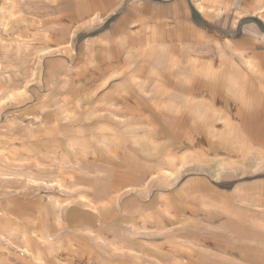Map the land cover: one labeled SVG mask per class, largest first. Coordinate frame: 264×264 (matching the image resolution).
I'll return each instance as SVG.
<instances>
[{"label": "crops", "instance_id": "obj_1", "mask_svg": "<svg viewBox=\"0 0 264 264\" xmlns=\"http://www.w3.org/2000/svg\"><path fill=\"white\" fill-rule=\"evenodd\" d=\"M0 218L15 264H264V0H0Z\"/></svg>", "mask_w": 264, "mask_h": 264}, {"label": "rangeland", "instance_id": "obj_2", "mask_svg": "<svg viewBox=\"0 0 264 264\" xmlns=\"http://www.w3.org/2000/svg\"><path fill=\"white\" fill-rule=\"evenodd\" d=\"M65 41V40H62ZM187 123V122H185ZM181 143L183 146L190 144H193L195 141V143L200 144V137L197 136L195 138H191V140L189 141L187 137H182L180 138ZM173 138H166L165 139V143L166 144H172ZM116 152H112L110 154H106L104 152H100L97 153L95 155V160L97 161H110V162H114V161H119L120 159V149H116ZM200 154V153H199ZM53 157L54 153L52 154ZM104 166H108V165H104ZM102 167V168H101ZM94 167V168H89L87 169V171L89 172L86 173L85 172V176L82 179L85 182V187H86V193L89 194L92 198L94 197V194L97 192V195H102L104 194L105 191H107L108 189H110V186H113L115 183L113 181H111V175L112 173L110 172H114L115 170H111L109 168L106 167ZM117 178H118V183H122L123 180L119 179V176H121L119 173V171H121V169L117 168ZM152 170L150 169H139L134 170V178L137 177H141L146 175L148 172H150ZM204 170L198 168L197 170H183L181 172L182 175H189V174H203ZM169 175L171 176V174L169 173ZM218 175H219V171H218ZM218 175H216V172L214 173L215 177H218ZM72 179L75 180V178H72L69 176V180H68V186H70V184H72L74 181H72ZM120 180V181H119ZM223 183L221 181H218L217 185H222ZM50 187V186H49ZM153 187H156V185H154ZM91 198V199H92ZM38 219V218H37ZM13 225L8 222V221H4L3 222V218H0V232H3V234H5V236L2 238L0 236V256L4 257L2 260L5 262V264H15L18 263V261L15 259V249L14 247H19L20 245H22V243H20V239L19 238H15V235L12 231ZM208 231V230H207ZM204 255H211V252L209 251L208 254H204ZM216 255V254H215Z\"/></svg>", "mask_w": 264, "mask_h": 264}]
</instances>
